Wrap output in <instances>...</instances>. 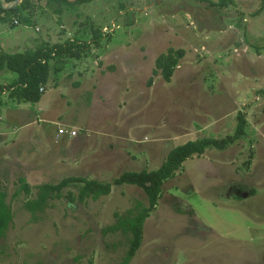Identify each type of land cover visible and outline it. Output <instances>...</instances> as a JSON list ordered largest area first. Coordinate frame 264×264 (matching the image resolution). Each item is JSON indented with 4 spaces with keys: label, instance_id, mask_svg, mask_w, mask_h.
<instances>
[{
    "label": "rangeland",
    "instance_id": "obj_1",
    "mask_svg": "<svg viewBox=\"0 0 264 264\" xmlns=\"http://www.w3.org/2000/svg\"><path fill=\"white\" fill-rule=\"evenodd\" d=\"M57 6L45 0L30 10V21H0V51L69 38L89 47L81 58L64 57L42 100L18 107L22 114L8 112L13 102L0 92V190L13 211L0 236V264H121L132 233L116 225L148 206L149 198L141 186L116 178L162 165L188 141L233 134L240 113L247 119L244 136L225 148L208 146L165 181L128 264H264V15L244 26L199 0ZM170 47L185 54L168 82L153 71ZM16 77L0 71L2 84ZM45 114L92 129L82 152L86 173L111 183V193L80 200L72 184L55 191L44 208L26 206L42 184L80 174L69 164L74 153L63 157L61 141L51 136L57 125L43 121ZM102 131L110 137L109 151L100 148L105 139L91 142ZM94 148L101 149L96 164L90 161ZM146 148L151 157L145 162Z\"/></svg>",
    "mask_w": 264,
    "mask_h": 264
},
{
    "label": "trees",
    "instance_id": "obj_2",
    "mask_svg": "<svg viewBox=\"0 0 264 264\" xmlns=\"http://www.w3.org/2000/svg\"><path fill=\"white\" fill-rule=\"evenodd\" d=\"M12 2L14 0H6ZM45 0H23L14 8L6 9L3 7L0 0V21L9 22L14 25L22 20L30 21L34 12L30 11L36 6V3H41ZM52 4V1L57 2L58 10L62 4H67L69 7H76L77 4L92 0H46ZM206 1L209 5L216 7L222 5L215 0H199ZM30 11V12H29ZM94 41L100 43L103 39L102 34H99L94 29ZM90 46V44H89ZM88 43L78 39H67L65 42H56L51 44L46 42L35 49H26L22 52L8 53L0 51V71L8 69L17 74V78L10 84L0 85V92L9 91L11 99L19 102L41 100L46 84L49 82L51 72L57 73L63 68L64 57L81 58L82 54L87 51ZM185 51L182 48L170 47L167 52L161 53L155 61L156 69L153 71L164 76L166 81H172L174 70L179 64V60L184 57ZM57 59V61H56ZM55 61V62H53ZM52 62L54 64H52ZM44 88L43 90L41 88ZM247 119L245 114L238 117V123L233 134H228L224 137L205 136L198 140L188 141L184 144L174 147L166 157V161L157 169L140 171L128 170L124 171L116 178V183H133L141 186L149 198V205L143 206L139 212L130 217L121 219V222L116 225L122 226L125 230L132 233L130 241V249L121 264H128L133 255L140 247L142 240L143 223L149 213L156 207L162 193V188L166 180L176 175V172L183 166L184 162L193 156H200L208 146L217 148H225L229 144L235 142L240 137L246 134ZM22 181V189L30 193L31 185L25 178H20ZM77 184L79 187L78 196L80 200L87 197L98 198L102 195L111 193L112 185L108 182H102L98 179H91L83 176H68L61 179L58 183H44L41 185L38 197L27 202L30 210L35 211L37 208H44L48 204L49 198L56 191L57 194L69 185ZM7 193L0 190V236L4 235L8 229L12 219L13 211L11 205L6 202ZM76 199L74 194H70L69 200L74 202Z\"/></svg>",
    "mask_w": 264,
    "mask_h": 264
},
{
    "label": "crops",
    "instance_id": "obj_3",
    "mask_svg": "<svg viewBox=\"0 0 264 264\" xmlns=\"http://www.w3.org/2000/svg\"><path fill=\"white\" fill-rule=\"evenodd\" d=\"M15 22L16 23H20L19 21H15ZM37 29H39V27ZM35 48L36 47H34L33 49H35ZM16 76H17V74H16ZM16 78H14L12 82H14V80ZM12 82H10V83H12ZM10 83H5V85L10 84ZM0 85H2V83H0ZM45 90H46V88H45ZM4 93L7 96H9V91L8 90H5ZM9 98H10V96H9ZM42 98H43V96H42ZM42 98H41V100H42ZM11 100H12L13 103L7 102V106L10 107V110L8 112H10L11 114H13V116L15 115V111H17V113H19V114H22V112H24V111H21L22 108L19 109L18 107L22 106L25 103H29V101L19 102V101L14 100V99H11ZM41 100H39L37 102H40ZM15 108H17V109H15ZM27 112H30V110H28ZM41 118L46 123L53 124V125L55 123L57 125V127L55 125L52 127V129H51V131H52L51 134L52 135L51 136L53 137V139H54L55 142L61 141L60 144L64 147L63 150H61L62 153L64 154L63 155L64 158H67L68 157V154H69V151L70 150L74 153V158L73 159H69V158H67V159H69V164H71V163L74 164V165H71V166L75 170H77V172L80 173L77 176H83V177H88V178H91V179H97V177L92 178L89 175H87V173H88L89 170L86 168L87 163H85V160H84L85 155L82 153V152H85L86 151L87 148H85V146H86L87 142L89 141V139L91 138V136L94 135L93 132L91 131L92 129H90L88 127H81L79 125H75L73 123H70L69 121L68 122L67 121L59 122V121H56L53 116H50V115H47V114H45L43 117L41 116ZM38 119H39V116H38ZM29 120L30 121H26V124H29V123L33 122L32 121L33 118H30ZM11 123L13 124L15 122H11ZM62 125L71 126L72 128H74V129H76L78 131V134L76 136H74V137L73 136H69V135H58V128L60 126H62ZM98 134H99L100 137L99 138H94L93 141L91 140V142H94L96 144L99 141H103L105 139V143L104 142H103V144L100 143L101 144L100 145V148L102 146L103 147L102 149H104L105 151H109L110 148H109V146H108L107 143H108L110 137H108V134L104 133L103 131H102V133H98ZM96 150H97V148H94L91 151L92 154H91V158H90V161L92 159L93 160L92 162L95 163V164L97 163V159H99V158L96 159V155H97V153L101 149H98L97 151ZM149 151L146 148L145 153H141V156H142L143 160H145V162L147 160L150 161L148 159V157H149L148 156ZM150 157H151V154H150ZM107 165H109V164L107 163ZM160 166H158V167H156L154 169H157ZM144 169H147V168H144ZM0 173H1V169H0Z\"/></svg>",
    "mask_w": 264,
    "mask_h": 264
},
{
    "label": "flooded vegetation",
    "instance_id": "obj_4",
    "mask_svg": "<svg viewBox=\"0 0 264 264\" xmlns=\"http://www.w3.org/2000/svg\"><path fill=\"white\" fill-rule=\"evenodd\" d=\"M217 1L219 3H222V5L219 4L217 6V9L219 11H222L224 14L227 13V18L231 17L232 19L238 21V23H244V26L247 24L249 25L250 23H254L259 17L264 15V0ZM224 16L226 17V15H222L221 19L225 18Z\"/></svg>",
    "mask_w": 264,
    "mask_h": 264
},
{
    "label": "built area",
    "instance_id": "obj_5",
    "mask_svg": "<svg viewBox=\"0 0 264 264\" xmlns=\"http://www.w3.org/2000/svg\"><path fill=\"white\" fill-rule=\"evenodd\" d=\"M43 90V88H42ZM78 131L71 126L62 125L58 128V135H69V136H76Z\"/></svg>",
    "mask_w": 264,
    "mask_h": 264
},
{
    "label": "water",
    "instance_id": "obj_6",
    "mask_svg": "<svg viewBox=\"0 0 264 264\" xmlns=\"http://www.w3.org/2000/svg\"><path fill=\"white\" fill-rule=\"evenodd\" d=\"M22 1L23 0H14L12 2H8L6 0H1L3 7L6 9L14 8V7L18 6L20 4V2H22Z\"/></svg>",
    "mask_w": 264,
    "mask_h": 264
}]
</instances>
